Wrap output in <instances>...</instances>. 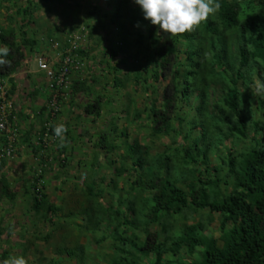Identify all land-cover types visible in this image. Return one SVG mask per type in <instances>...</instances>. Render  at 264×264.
Here are the masks:
<instances>
[{
  "label": "trees",
  "instance_id": "obj_1",
  "mask_svg": "<svg viewBox=\"0 0 264 264\" xmlns=\"http://www.w3.org/2000/svg\"><path fill=\"white\" fill-rule=\"evenodd\" d=\"M2 2L8 10L0 11V46L8 47L7 40L17 39L18 35L26 36L33 24L40 23L38 27L43 25L45 14L40 12L54 10L60 4L66 5L63 0H0V5ZM219 3L220 10L195 32L169 38L159 48L160 38L155 36L157 27L145 19L152 29L147 28V33H144L143 20L137 10L139 5L133 0H117L113 12H104L100 8H88L84 12L92 21H84L90 28L91 36L99 33V24L102 29L115 27L97 38L99 47L104 45L103 50L109 55L108 67L110 74H113V86L122 90L141 85L143 108L140 111L137 109L130 118L136 119L142 115L147 120L146 134L142 138L144 143L138 138L132 144L125 141L119 167L113 158L109 162L110 166H116L118 176L131 177L126 173L135 172L134 180L127 178L125 181L130 183L129 188L133 193L136 191L138 202L147 200L139 216L148 218L146 224L159 223L162 218L172 227L167 220H175L177 215L188 209H209L210 214L220 215L219 237L205 234L203 225L197 223L185 225L172 238L168 236V245L155 243L151 246L147 245L146 240L147 244L138 246L132 241L142 256L158 250L151 264H185L184 251L193 256L188 264H264V97L252 95L254 81L259 79L264 82V0H219ZM66 7L72 16L71 23H77L80 12L73 16L72 5L67 4ZM69 28L66 35L74 32V26ZM83 31L78 28L79 39ZM113 33L117 35V43L107 45ZM31 42L23 40L24 46L11 49L5 57L10 61V66L0 68V82L7 84V79L9 83V100L17 87L21 88L19 76L14 74L20 67L19 60L24 56L22 49L29 50ZM75 43L76 47L71 44L72 49L67 56H89L93 53L87 47L79 48L81 42ZM36 45L39 50L33 57L37 54L56 57L53 42ZM119 56L133 60L124 75L115 65ZM170 66L173 67L172 83L168 86L171 93H164L162 104L157 105V91L151 79L160 80ZM75 87L86 89L81 82ZM151 90L154 98L150 96ZM177 98L181 100L179 102H185L183 108L177 105ZM136 100L134 105L138 103ZM21 101H17L18 107ZM94 108L89 105L87 110L93 113ZM130 110L131 106L127 111ZM43 113L41 110L40 114ZM14 115L20 119L15 107ZM40 121L45 119L42 117ZM126 134L122 133L123 136ZM102 136L99 145L105 152L113 153L119 149L114 141L111 147H107L105 144L108 142ZM162 136H170L173 145L152 153V148ZM3 141L0 135V149ZM31 141L30 135L25 142L30 146ZM237 141L245 144L244 149L238 152L233 146L227 148L228 144ZM17 147L22 146L19 144ZM34 148L37 149L36 146ZM136 153L140 156L135 160ZM4 161L5 158L0 160V202L16 200L17 197L11 179L8 180L1 172V169L7 171ZM40 176L29 184L25 183L24 192V196L31 193V208L36 215L46 208L49 198L45 191L46 181L41 180L44 172ZM21 179L24 181V177ZM118 182H113L116 190ZM88 188L87 196L94 197L96 187ZM126 203L127 210L134 212L135 202ZM124 205V201L119 202L118 207L113 208L117 220L124 214ZM53 207L49 206L47 210ZM123 219L122 224L126 222L132 226L125 214ZM94 224L96 226V222ZM19 230L22 231V227ZM118 239L120 245L116 250L124 257L117 264H139L138 257L129 258L131 253L127 251V245L131 244L130 240L124 237ZM197 247H201V250L195 257ZM2 250L4 264L10 257L5 242L0 238V253Z\"/></svg>",
  "mask_w": 264,
  "mask_h": 264
},
{
  "label": "rangeland",
  "instance_id": "obj_2",
  "mask_svg": "<svg viewBox=\"0 0 264 264\" xmlns=\"http://www.w3.org/2000/svg\"><path fill=\"white\" fill-rule=\"evenodd\" d=\"M63 1L66 5H72L71 14L73 16L80 12L78 13L79 21L75 24L73 23L74 32L71 35L59 34L57 36L53 49L57 56H60L61 51L65 49L67 44L71 45V39L79 34L78 28L84 29L83 36L77 40L82 43L79 44V48L82 46L84 48L87 47L88 50H93V53L89 56H81L82 65L77 67V73L80 76V82L84 84L86 89L80 88V91L69 92L70 94L65 100L67 104H64V112L60 113L52 121L53 126L63 123L67 127L68 131L65 133L66 138H68L66 139L67 146L60 147L59 139L55 138L54 132H52L46 137L47 145H42L34 150L30 146H25L23 151L26 153L27 158L14 155L12 162H8L7 165H11L12 170H8L6 173L9 174L12 184H14L12 189L17 190V197L16 200L5 199L0 202V238L5 242V248L10 251L13 249L10 246H16L18 242V246H21L18 254L27 260V264H54V260L51 257L57 256L58 248H66L72 251L71 255H67L64 252L62 257H58L59 261L56 258L55 260L56 262L58 261V264H117V261L124 257L123 253L116 250V247L120 245L118 237H124L128 238L131 243L127 245V251L131 253L129 258L136 259L138 257L139 264H151L158 250L156 249L154 253L148 256H142L138 254L139 249L136 245L147 244L146 240L148 241L147 245L151 246L155 243L158 245H165L166 243L168 245L169 241H166L168 236L172 238L174 234L180 233L185 225L197 223L203 225L205 234L219 237L220 215L210 214L209 209H199L197 211L188 209L177 215L175 220H167L172 227L168 226L162 218L158 221L159 223L146 224L148 218L142 215L139 216V212L142 211V206H146L147 200L138 202L135 197L137 195L136 191L133 193L129 188L130 183L125 181L127 178L134 180L135 172L126 173L127 176L131 177L118 176L115 170L116 166H110L109 162L113 158L117 161V168L119 167L120 154L123 152L122 148H124L125 141L132 144L138 138L142 144L144 143L142 138L146 134L147 120L142 115L136 117V119L130 118L131 114L136 112L137 109L140 111L143 108L144 100L141 98V85L137 88L132 85L122 90H117L113 86V74H110L111 69L108 67L110 62L108 61L109 55L103 50L104 45L99 47L97 38L107 30H114L115 27L111 26L110 29H102L99 24V33L91 36L90 28L84 23L85 19H88L84 14L85 11L89 10L88 8H100L104 12H113L117 0ZM3 5L4 2L0 5V11L2 9L8 10ZM137 7L139 17L143 20V29L146 34V29L152 28L145 21L141 8ZM57 8L40 12L46 14V18L56 17L55 19H59V23L52 25L56 28L60 26L61 21H71L72 19L66 9H61V13L57 14ZM89 22L92 21L89 20ZM145 22L149 27L145 26ZM141 32L143 31L141 30ZM116 36V33H113V38H110L111 41L106 44L117 43ZM155 36L160 38L158 48L164 42L169 41V38H173L163 33L158 35L155 33ZM34 39L40 45L44 43L42 35L36 36ZM58 44L60 45L58 46ZM177 54H181V52ZM181 56L183 57V55ZM33 59L36 58L34 57ZM131 60L119 56L116 61L115 65L118 66V70L122 75L129 71V64L133 62ZM171 70H173L172 66L164 71V75L162 73L163 76L158 81L151 79L152 86H155L157 91V105L162 104L164 93H171L168 90V86L172 83ZM149 93L150 96L155 97L152 90ZM136 99L138 103L134 105L133 102ZM175 101L179 107L183 108L185 106V102H179L181 101L179 98L175 99ZM88 104L96 106L92 114L86 111ZM129 106H131L130 112L127 111ZM67 107L70 108V111L67 110ZM98 111L100 116H98ZM44 119L46 120V117ZM44 122L40 121V123L33 126V128L35 126L39 127L32 135V141L37 142L39 140L45 126ZM31 125L32 123H30V126L29 124L26 125V127H31ZM122 133L127 134L123 136ZM101 136L106 138L108 144L105 145L107 147H111L114 141L119 146V149L113 153H109L110 151L105 152V149L99 145ZM171 139L170 136H162L160 140L162 146L160 142H156V146L152 148V153L155 154L159 150H165L168 145H173ZM230 146H233L239 152L244 149L245 144L237 141L234 144H228L227 148H230ZM139 156V153L134 154V159L136 160ZM43 169L47 170V173ZM39 170H41L42 174L44 172L45 191L49 198L46 208L36 215L31 208L33 202L31 193H26L24 196V192L25 183L29 184L34 180L37 173L40 172ZM22 177H24V181L21 179ZM118 180L120 182L117 183L118 189L116 190L113 182ZM89 186L94 189L96 187L97 191L95 192L96 195L91 198L87 196ZM118 198H122V201ZM123 201L126 206L124 205L122 212L128 217V221L132 222V226L126 222L122 224L124 214L119 216L117 220L116 215L113 213V208H117L119 202ZM128 201L135 202L134 212L127 210L126 202ZM49 204L58 206L59 210L52 214L51 209L47 210ZM42 213L46 215H40ZM51 219L55 220L53 224L50 221ZM25 220L27 223H32L33 221V228L37 233H35L36 236L31 235L33 232L31 229L30 234L26 237L23 230ZM120 221L121 226L119 225ZM94 222H96V226H94ZM163 222L166 226L163 225ZM7 224L10 228L1 235L2 228ZM19 227H22V231L19 230ZM13 229L14 232L12 234ZM49 234L50 236L46 239L45 237ZM15 235L22 236L18 237ZM132 241L136 242V245H132ZM35 243H37V246H35ZM200 250L201 247H197L195 257L198 256V251ZM13 254H17V252L13 251L8 255ZM183 255L185 264H188L193 258L188 251H184ZM0 263H3V255L1 253Z\"/></svg>",
  "mask_w": 264,
  "mask_h": 264
},
{
  "label": "clouds",
  "instance_id": "obj_3",
  "mask_svg": "<svg viewBox=\"0 0 264 264\" xmlns=\"http://www.w3.org/2000/svg\"><path fill=\"white\" fill-rule=\"evenodd\" d=\"M134 3L138 4L143 12V16L146 20L150 21V23L154 26L157 27L158 31L156 32V35L158 34H167L168 36L175 37V36H183L185 34H190L195 32L203 23L209 20V18L213 15H215L219 10H220V3L219 0H133ZM139 26V25H137ZM74 37L71 39L73 40ZM42 40L44 43L48 44L50 42H53V45L56 43V39L54 38H46L42 37ZM34 41H36L34 39ZM72 42V41H71ZM60 44H58L59 46ZM72 46L70 45V48L68 49V45L65 47L64 50L61 51V55L57 56L55 58H49L46 55H36V64H37V69L40 72H43L46 78V83H47V88L49 89L50 93L48 95V99L46 100L45 104L42 106L41 110L44 111L43 116L46 117V120L44 122L45 126L41 132L40 138L37 142L31 141V149L34 150V146L39 148L42 145H47V140L46 137L54 131V136L55 138L59 139L60 147H65L67 146L66 144V136L65 133L68 131L67 127L65 124L60 123L54 126L52 121L62 112H64V104L67 96L72 92V91H80L79 87H75L80 81H74L73 76L75 74H78L77 72V67H81L82 65V58L81 56L79 57L77 54L76 56H67V53L72 49ZM10 49L7 45L0 46V68L4 66H10V61L6 60L5 57L9 55ZM74 52V51H73ZM72 52V53H73ZM44 58L49 66L50 69L54 70L56 74L59 73V71L62 68H67L68 74H67V84L66 86L59 87L55 92H58V98L56 99L55 104L59 106L58 111L56 115L53 118H49V110L52 109V104L54 103V97L51 89L49 88L48 85V78L46 76V73L42 71L39 67V58ZM34 58V57H33ZM70 58L71 63L66 62L65 59ZM80 61V66H76V62ZM42 68H46L47 66L43 63H41ZM0 84H2L0 82ZM6 85V93L4 92V96H2V92L0 90V115H5L7 118L8 126L11 129H15L16 135L13 138V153L11 156H0V160L2 158H5V166L7 168V171L12 170L11 165H7L8 162H12V159L14 155L18 157H24L23 156V149L26 145H22L20 141V135L21 134V129H20V120L19 118H15L14 115V104L11 100L8 99V86ZM1 86V85H0ZM70 92V93H69ZM252 95L254 96H260L264 97V82H261L259 79L254 81V84L252 86ZM89 104L86 106V111L90 113L87 108ZM91 106V105H90ZM94 106V105H92ZM96 109V106L94 110ZM67 110L70 111V108L67 107ZM41 113V112H40ZM92 114V113H90ZM47 122L50 123L49 129L47 128L46 124ZM53 129V131H52ZM1 135V133H0ZM4 138L3 141V147L8 146L10 143H8V137H5L4 135H1ZM22 137V136H21ZM21 145L22 147L18 148V145ZM28 147V146H27ZM1 150V149H0ZM23 151V152H22ZM25 153V152H24ZM26 155V153H25ZM40 172L37 173L35 178L41 177ZM59 171V170H58ZM1 172H5L6 170L1 169ZM8 180L9 177L5 176ZM42 181H44L43 178H41ZM1 189V188H0ZM1 192V191H0ZM49 206H53L49 204ZM51 213L55 214L59 208L54 205L53 209H51ZM40 215H46L45 213H42ZM51 223L53 224L55 220L51 219ZM15 223V222H14ZM16 226V223H15ZM8 224L2 228L1 235L5 233V231H8ZM26 228V229H25ZM15 229V228H14ZM13 229V230H14ZM33 230L31 235L36 236V231L33 228V221L32 223H27V221H24V233L26 234V237L30 234V230ZM36 233V234H35ZM13 234V233H12ZM15 234V233H14ZM24 235V234H23ZM17 236V235H15ZM22 235H18V237H21ZM48 236L45 238L48 239ZM14 242V241H12ZM29 243V242H28ZM37 246V243H35ZM31 246V244L29 243ZM27 246V245H26ZM13 248L12 250H7L9 251V254L13 251H16L17 254L13 255H8L10 258L4 261V264H27V260L18 254V249L16 248L15 245L10 246ZM32 247V246H31ZM21 250V247H20ZM66 252L67 255H71L72 251L67 250L66 248H58L57 249V256L51 257L52 260H54V264H58V257H62V254ZM1 254H4V251L2 250ZM8 254V253H7ZM58 259L56 262L55 259ZM32 259V258H31ZM1 264V263H0Z\"/></svg>",
  "mask_w": 264,
  "mask_h": 264
},
{
  "label": "crops",
  "instance_id": "obj_4",
  "mask_svg": "<svg viewBox=\"0 0 264 264\" xmlns=\"http://www.w3.org/2000/svg\"><path fill=\"white\" fill-rule=\"evenodd\" d=\"M67 7L63 4L60 5L59 8H57V14L61 13V9L65 10ZM42 15L44 13H41ZM46 15V14H45ZM44 15L43 17V25L38 27L39 24H33L31 26L30 30L28 31L27 35L24 37H19L17 39H9L7 40V43L11 49H15L17 47H20L22 45L23 40L25 42H31V48L29 50L23 51V58L19 60L18 66H20L17 70V72L14 75L19 76L20 79V87H17V90L15 91L12 100L14 101V106L16 110H18L20 115V129L21 134L20 135V141L22 145H27L25 140H27L28 136H32L36 129L39 127H34V125H37L40 123V118H44L43 114H40L42 106L45 104L46 100L48 99V95L50 93L49 89L47 88L46 78L43 72H40L37 69L36 59H33L34 54L37 50H39L38 46L36 45L38 42L34 41V37H36L39 33H42V37L46 38H54L56 39L59 34H66V30L69 31L70 26H74L71 21L66 20L61 21L60 27L56 28L52 25L54 23H59V19H55L56 17H47ZM3 46V45H1ZM24 46V45H22ZM13 52V51H11ZM25 60L24 64H22V61ZM26 70V71H25ZM25 79V80H23ZM74 81H80V76L78 74H75L73 76ZM7 86L9 87L8 80L6 79ZM29 90L34 92L32 94ZM22 100L19 102V107L17 106V101ZM22 114H24L22 116ZM43 122V121H42ZM32 123L31 127H26V125ZM22 136V137H21ZM28 146V145H27ZM23 156L25 158V155L23 153ZM5 176L9 177V174L2 172ZM10 179V177H9ZM26 229V228H25ZM18 236V235H17ZM17 242V241H14ZM21 246H18V242L16 244V248L20 250Z\"/></svg>",
  "mask_w": 264,
  "mask_h": 264
},
{
  "label": "built area",
  "instance_id": "obj_5",
  "mask_svg": "<svg viewBox=\"0 0 264 264\" xmlns=\"http://www.w3.org/2000/svg\"><path fill=\"white\" fill-rule=\"evenodd\" d=\"M79 39V37L77 35L74 36V39L72 40L71 44H75L76 47V41ZM74 41V42H73ZM39 62V67L42 71H44L46 73V76L48 78V85L49 88L51 89L52 93H53V97H54V103L52 104V109L49 110V118H53L57 111L59 106L57 104H55L56 99L58 98V92L55 90H57V88L59 87H63L66 86L67 84V74H68V70L67 68H62L58 74H56V72L52 69L49 68L46 60L44 58H39L38 59ZM71 63L70 58L65 59V63ZM41 63L45 64L47 67L46 68H42L41 67ZM80 61L76 62V66H80ZM0 90L3 91L2 92V96H4V92L6 93V85L5 84H0ZM47 128L49 129L50 123L47 122L46 124ZM16 131L15 129H11L8 126V122H7V118L5 115H0V133L1 135H4L5 137H8V143H10L8 146H4L2 147V149L0 150V156L4 157V156H11L13 153V138L16 135Z\"/></svg>",
  "mask_w": 264,
  "mask_h": 264
}]
</instances>
